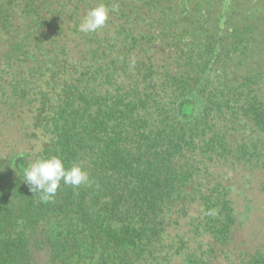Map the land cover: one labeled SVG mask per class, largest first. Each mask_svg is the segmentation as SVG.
<instances>
[{
  "label": "trees",
  "instance_id": "obj_1",
  "mask_svg": "<svg viewBox=\"0 0 264 264\" xmlns=\"http://www.w3.org/2000/svg\"><path fill=\"white\" fill-rule=\"evenodd\" d=\"M222 1L0 0L2 94L28 121V149L0 153V264H34L40 243L57 264L154 262L166 215L190 203L196 233L229 244L239 215L216 169L264 163V39ZM100 2L119 10L79 32ZM53 155L89 182L42 202L24 170Z\"/></svg>",
  "mask_w": 264,
  "mask_h": 264
},
{
  "label": "rangeland",
  "instance_id": "obj_2",
  "mask_svg": "<svg viewBox=\"0 0 264 264\" xmlns=\"http://www.w3.org/2000/svg\"><path fill=\"white\" fill-rule=\"evenodd\" d=\"M235 4L237 8L232 12L231 0L222 1L225 7L223 12H230V27L238 30L252 26L256 35L264 38V0H235ZM8 49L9 39L0 34V153L6 155L28 149V121L13 115L2 94L4 89L9 90L6 83L13 78V73L6 70L4 61ZM191 109L192 106L188 104L183 106L182 111L188 114ZM216 172L222 173L220 180L229 187V199L239 215L229 244L221 247L212 243L206 235L196 233L192 218L198 215L200 207L190 203L183 212L166 215L168 221H165V233L154 254L156 260L143 264H190L183 258L185 252H194L198 259L196 264H243L255 252L264 250V163L254 167H233L223 163ZM33 256L34 264H57L53 262L50 248L45 243L33 249Z\"/></svg>",
  "mask_w": 264,
  "mask_h": 264
},
{
  "label": "clouds",
  "instance_id": "obj_3",
  "mask_svg": "<svg viewBox=\"0 0 264 264\" xmlns=\"http://www.w3.org/2000/svg\"><path fill=\"white\" fill-rule=\"evenodd\" d=\"M118 10V5L109 8L104 2L98 3L87 11L78 26V31L85 34L97 32L106 26L109 13H116ZM24 181L31 192L39 194L42 202H50L54 199L61 183L74 188L79 187L89 182V174L80 164L66 167L58 155H53L32 161L24 170Z\"/></svg>",
  "mask_w": 264,
  "mask_h": 264
},
{
  "label": "flooded vegetation",
  "instance_id": "obj_4",
  "mask_svg": "<svg viewBox=\"0 0 264 264\" xmlns=\"http://www.w3.org/2000/svg\"><path fill=\"white\" fill-rule=\"evenodd\" d=\"M236 2H237V0H236ZM262 8H264V5H263V7ZM232 12H235V11H232ZM264 39V38H263Z\"/></svg>",
  "mask_w": 264,
  "mask_h": 264
}]
</instances>
